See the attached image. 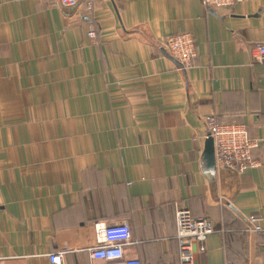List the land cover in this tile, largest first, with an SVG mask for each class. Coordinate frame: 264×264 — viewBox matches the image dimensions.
I'll list each match as a JSON object with an SVG mask.
<instances>
[{
	"label": "crops",
	"instance_id": "0c3cea01",
	"mask_svg": "<svg viewBox=\"0 0 264 264\" xmlns=\"http://www.w3.org/2000/svg\"><path fill=\"white\" fill-rule=\"evenodd\" d=\"M95 28L96 38L88 36ZM191 32L180 69L161 46ZM264 0H0V264H93L95 223L127 222L125 258L180 264L176 211L217 229L197 264H258L264 233ZM242 123L261 163L206 169V118ZM228 233V232H227Z\"/></svg>",
	"mask_w": 264,
	"mask_h": 264
},
{
	"label": "built area",
	"instance_id": "2783aa9c",
	"mask_svg": "<svg viewBox=\"0 0 264 264\" xmlns=\"http://www.w3.org/2000/svg\"><path fill=\"white\" fill-rule=\"evenodd\" d=\"M80 0H60L63 6L71 7ZM97 0H83L79 10L91 12ZM243 0H201L208 9L231 8ZM98 35L92 28L88 36L96 38ZM179 64L180 69L192 67L196 57L195 39L191 32L174 33L161 46ZM259 60L264 61V42L255 44ZM181 65V66H180ZM206 138L211 137L214 143L216 167L242 173L250 168L259 166L254 156L260 148V141L250 134L248 127L242 123H221L215 115L206 118ZM176 241L179 248L180 264H197L199 253L206 252V242L214 233L226 234L227 229H217L208 218H196L187 208L181 207L176 211ZM95 246L91 249V256L97 262L93 264H143L139 258H125L124 247L132 243L129 223L122 222L107 225L95 223ZM236 232V231H234ZM241 234L264 233V217L251 215L247 218ZM56 252L49 255L51 264H63V254ZM258 264H264L260 261Z\"/></svg>",
	"mask_w": 264,
	"mask_h": 264
},
{
	"label": "water",
	"instance_id": "95a60500",
	"mask_svg": "<svg viewBox=\"0 0 264 264\" xmlns=\"http://www.w3.org/2000/svg\"><path fill=\"white\" fill-rule=\"evenodd\" d=\"M83 0H80L76 5L71 6V7H67V6H62L64 12L68 15L71 16L76 9L78 8V6L81 4ZM170 59H172L174 61V63H177V65L179 66L180 63H178L177 61H175L167 52H164ZM181 66V65H180ZM214 143H213V139L211 137L206 138L205 141V149L203 152V161L205 164L206 169L215 171L216 170V162H215V150H214Z\"/></svg>",
	"mask_w": 264,
	"mask_h": 264
},
{
	"label": "trees",
	"instance_id": "16d2710c",
	"mask_svg": "<svg viewBox=\"0 0 264 264\" xmlns=\"http://www.w3.org/2000/svg\"><path fill=\"white\" fill-rule=\"evenodd\" d=\"M234 233H236V232L233 231V233H232V231H231V232L226 233L225 235L234 234ZM259 234H263V233H259Z\"/></svg>",
	"mask_w": 264,
	"mask_h": 264
}]
</instances>
